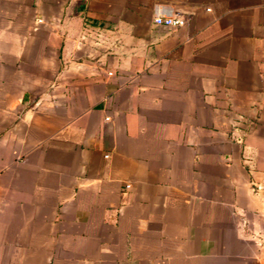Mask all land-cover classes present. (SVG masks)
<instances>
[{
    "label": "crops",
    "instance_id": "1",
    "mask_svg": "<svg viewBox=\"0 0 264 264\" xmlns=\"http://www.w3.org/2000/svg\"><path fill=\"white\" fill-rule=\"evenodd\" d=\"M0 264H264V0H0Z\"/></svg>",
    "mask_w": 264,
    "mask_h": 264
},
{
    "label": "built area",
    "instance_id": "2",
    "mask_svg": "<svg viewBox=\"0 0 264 264\" xmlns=\"http://www.w3.org/2000/svg\"><path fill=\"white\" fill-rule=\"evenodd\" d=\"M152 22L157 26L175 28L183 26L185 23V18L178 13H173L168 7L164 5L156 4L152 8ZM244 123L249 124L251 122L242 114H238L230 122L229 137L232 141L236 143L243 141L245 136V129L243 127Z\"/></svg>",
    "mask_w": 264,
    "mask_h": 264
},
{
    "label": "rangeland",
    "instance_id": "3",
    "mask_svg": "<svg viewBox=\"0 0 264 264\" xmlns=\"http://www.w3.org/2000/svg\"><path fill=\"white\" fill-rule=\"evenodd\" d=\"M243 115V114H242ZM243 116H245V115H243ZM245 117H247V116H245Z\"/></svg>",
    "mask_w": 264,
    "mask_h": 264
}]
</instances>
